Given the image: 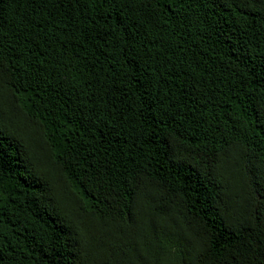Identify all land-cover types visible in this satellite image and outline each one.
<instances>
[{"label": "trees", "instance_id": "obj_1", "mask_svg": "<svg viewBox=\"0 0 264 264\" xmlns=\"http://www.w3.org/2000/svg\"><path fill=\"white\" fill-rule=\"evenodd\" d=\"M264 264V0H0V264Z\"/></svg>", "mask_w": 264, "mask_h": 264}, {"label": "snow or ice", "instance_id": "obj_2", "mask_svg": "<svg viewBox=\"0 0 264 264\" xmlns=\"http://www.w3.org/2000/svg\"><path fill=\"white\" fill-rule=\"evenodd\" d=\"M167 264H171V262H167Z\"/></svg>", "mask_w": 264, "mask_h": 264}]
</instances>
